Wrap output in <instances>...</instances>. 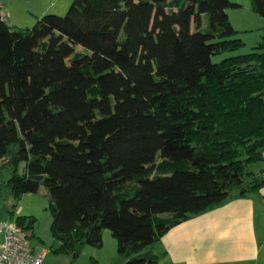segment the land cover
Masks as SVG:
<instances>
[{"label": "trees", "instance_id": "1", "mask_svg": "<svg viewBox=\"0 0 264 264\" xmlns=\"http://www.w3.org/2000/svg\"><path fill=\"white\" fill-rule=\"evenodd\" d=\"M240 7L73 0L21 28L0 0V207L44 186L56 255L74 264L109 230L124 264H159L148 248L170 229L260 195L264 34L213 61L245 47L228 13ZM16 222L37 238L34 216Z\"/></svg>", "mask_w": 264, "mask_h": 264}, {"label": "crops", "instance_id": "2", "mask_svg": "<svg viewBox=\"0 0 264 264\" xmlns=\"http://www.w3.org/2000/svg\"><path fill=\"white\" fill-rule=\"evenodd\" d=\"M39 1L42 12L43 7L59 12L71 0ZM148 250L158 255L159 264H264V187L258 196L228 202L173 227ZM118 255L111 250L102 261L124 264Z\"/></svg>", "mask_w": 264, "mask_h": 264}, {"label": "rangeland", "instance_id": "3", "mask_svg": "<svg viewBox=\"0 0 264 264\" xmlns=\"http://www.w3.org/2000/svg\"><path fill=\"white\" fill-rule=\"evenodd\" d=\"M240 1H243L241 2L242 7L231 8L228 13L233 26L240 32L239 37L245 41V47L235 53L214 56L213 61L215 63H219L230 56L249 53L252 47L263 39L264 18L253 11L250 0ZM72 2L73 0L70 1L68 8L64 7L59 12H46L48 11L47 7H43L44 12H42V5L39 0H2L3 12L7 15L8 21L12 25L21 28H33L37 24V16L44 14L67 15ZM23 166L24 164L22 165V170ZM263 167L262 163H256L251 166V169L259 171ZM14 203L17 205V211L13 219L11 208ZM18 216H34L36 218L34 232L37 238H31V240L34 245L49 250L45 264H72L73 256L56 255L54 252L59 247V242L55 240L52 233L53 214L44 186H41L40 191L36 194H27L19 201L11 200L0 207V224L11 221L16 222ZM111 250L113 253L116 251V254H119L118 242L109 230H105L103 247L100 249L92 246L85 247L74 264H104L102 260L107 259ZM121 257L123 256L119 254L118 258Z\"/></svg>", "mask_w": 264, "mask_h": 264}, {"label": "built area", "instance_id": "4", "mask_svg": "<svg viewBox=\"0 0 264 264\" xmlns=\"http://www.w3.org/2000/svg\"><path fill=\"white\" fill-rule=\"evenodd\" d=\"M48 253L36 247L17 222L0 224V264H44Z\"/></svg>", "mask_w": 264, "mask_h": 264}]
</instances>
